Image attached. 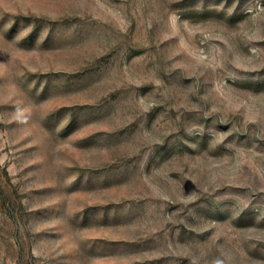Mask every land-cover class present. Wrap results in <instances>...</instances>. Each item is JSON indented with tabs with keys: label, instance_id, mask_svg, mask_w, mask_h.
<instances>
[{
	"label": "rangeland",
	"instance_id": "1",
	"mask_svg": "<svg viewBox=\"0 0 264 264\" xmlns=\"http://www.w3.org/2000/svg\"><path fill=\"white\" fill-rule=\"evenodd\" d=\"M0 264H264V0H0Z\"/></svg>",
	"mask_w": 264,
	"mask_h": 264
}]
</instances>
